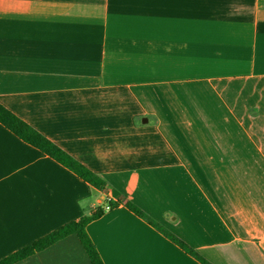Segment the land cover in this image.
Masks as SVG:
<instances>
[{
    "label": "crops",
    "instance_id": "crops-1",
    "mask_svg": "<svg viewBox=\"0 0 264 264\" xmlns=\"http://www.w3.org/2000/svg\"><path fill=\"white\" fill-rule=\"evenodd\" d=\"M0 260L86 227L104 264H264V0H31L0 12ZM16 264H91L75 235Z\"/></svg>",
    "mask_w": 264,
    "mask_h": 264
},
{
    "label": "trees",
    "instance_id": "trees-1",
    "mask_svg": "<svg viewBox=\"0 0 264 264\" xmlns=\"http://www.w3.org/2000/svg\"><path fill=\"white\" fill-rule=\"evenodd\" d=\"M31 0H0V12H13V13H25L28 11ZM0 123L14 133L24 142L30 144L31 146L40 150L43 154L54 159L64 167L68 168L70 171L74 172L82 180L89 183L94 188L100 189L106 185V182L86 166L81 164L59 146H57L52 141L48 140L32 126L18 118L8 109H6L2 104H0ZM126 206L133 211L137 216L145 218L150 224L158 228L163 232L168 238L178 244L182 249L196 258L202 264H211L196 251L188 247L184 242L178 239L173 234L165 231L159 224L148 219L147 216L136 206L127 202ZM105 207L98 208L90 216H85L78 221H73L63 227L53 231L52 233L40 238L34 243L12 253L8 257L0 260V264H16L20 261L27 259L28 257L42 252L50 246L54 245L58 241L67 238L68 236L75 235L82 247L84 248L86 254L88 255L91 264H104L100 255L90 239L86 227L92 221L99 219L104 212Z\"/></svg>",
    "mask_w": 264,
    "mask_h": 264
},
{
    "label": "built area",
    "instance_id": "built-area-1",
    "mask_svg": "<svg viewBox=\"0 0 264 264\" xmlns=\"http://www.w3.org/2000/svg\"><path fill=\"white\" fill-rule=\"evenodd\" d=\"M111 209V206L110 205H107L106 206V210L108 211V210H110Z\"/></svg>",
    "mask_w": 264,
    "mask_h": 264
}]
</instances>
